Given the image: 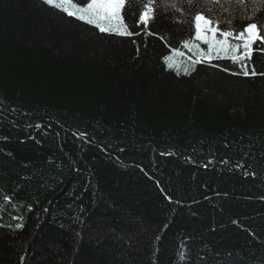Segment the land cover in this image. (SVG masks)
<instances>
[{"label":"trees","instance_id":"16d2710c","mask_svg":"<svg viewBox=\"0 0 264 264\" xmlns=\"http://www.w3.org/2000/svg\"><path fill=\"white\" fill-rule=\"evenodd\" d=\"M145 2L0 0V264H264V54L244 76L184 47L195 8Z\"/></svg>","mask_w":264,"mask_h":264},{"label":"snow or ice","instance_id":"6c2138e0","mask_svg":"<svg viewBox=\"0 0 264 264\" xmlns=\"http://www.w3.org/2000/svg\"><path fill=\"white\" fill-rule=\"evenodd\" d=\"M43 2L65 12L68 16L93 24L94 19L91 17H95V20L103 21L121 20L125 4H130L131 0H78L82 7L75 12L67 8H60L62 3H72L73 0H43ZM233 3L243 5L245 0H146L143 4L144 10L133 13V15L136 16L137 24L143 23L146 25L149 20L155 18L159 7H170L178 11H184L185 9L177 8V5L187 4L189 8L196 9L192 15L195 39L208 45L209 55L206 58L211 59L210 54L214 51L225 53L231 51L232 55L228 56V58L234 63L239 62L240 67L244 69L243 75L255 76L257 75L255 65L250 66L248 61L252 59L254 51L264 54V35H261V30L264 29V17L245 16L241 18L240 27L237 28L232 19H227L223 16V10L219 7L223 4ZM86 17L88 18L86 19ZM95 26L101 32L108 31L107 28L101 27L99 23H96ZM217 33H219L221 39L217 38ZM120 34L131 35L132 33L121 32ZM232 41H236V43L233 44ZM257 41L260 43L257 44ZM254 44H257L255 50L252 47ZM192 46L199 49V45H191L189 41L184 42V47L191 49ZM200 51L202 52L203 50L200 49ZM168 59V57H165L166 61ZM198 62L200 61H193V63ZM169 67H171L170 64ZM224 70L228 71V69ZM259 75L264 76V72L259 73ZM17 227L21 226L17 225Z\"/></svg>","mask_w":264,"mask_h":264},{"label":"rangeland","instance_id":"374dc122","mask_svg":"<svg viewBox=\"0 0 264 264\" xmlns=\"http://www.w3.org/2000/svg\"><path fill=\"white\" fill-rule=\"evenodd\" d=\"M217 38H218V39H221V37L218 35V33H217ZM235 43H236V41H234V44H235ZM194 44H195V45H199V48L204 49V50L206 49V47L208 48V45L204 44L203 41H199V40H198L197 42L195 41ZM253 46H254V45H252V47H253ZM229 52H230V54L232 55L231 51H229ZM219 53H220L221 55L223 54V52H219ZM227 53H228V52H227ZM229 60H230V59H229ZM231 61H232V60H231Z\"/></svg>","mask_w":264,"mask_h":264}]
</instances>
